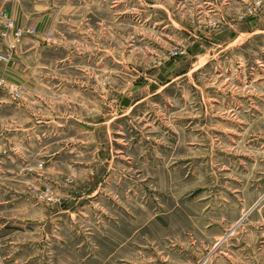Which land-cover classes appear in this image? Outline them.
<instances>
[{"label": "rangeland", "instance_id": "obj_1", "mask_svg": "<svg viewBox=\"0 0 264 264\" xmlns=\"http://www.w3.org/2000/svg\"><path fill=\"white\" fill-rule=\"evenodd\" d=\"M74 3L43 2L58 24L42 31L12 18L30 31L20 40L0 10L2 34L13 37L0 70L25 38L42 36L51 48L28 64L66 67L56 75L72 84L88 72V145L79 149L74 126L78 153L67 160L88 166L60 181L66 195L43 184L28 191L41 211L69 198L66 209L90 218L64 220L58 237L68 245L46 256L264 264V0H105L99 12ZM0 90L24 97L3 75ZM96 187L102 199L80 200ZM47 189L55 204L38 196Z\"/></svg>", "mask_w": 264, "mask_h": 264}, {"label": "crops", "instance_id": "obj_2", "mask_svg": "<svg viewBox=\"0 0 264 264\" xmlns=\"http://www.w3.org/2000/svg\"><path fill=\"white\" fill-rule=\"evenodd\" d=\"M45 1L12 0L7 5L2 2L0 10L5 8L19 26L42 31L58 24L55 12L42 4ZM65 1L70 6L68 9L76 8L75 0ZM81 5L89 11L105 10V0H81ZM114 5L115 2L109 8L114 10ZM2 30L0 22V50L7 51L13 37L3 36ZM50 48L42 36L25 38L15 51L13 62L0 70V75L24 88L21 101L0 90V264H89L83 259L58 258L56 253L54 257L46 256V252H56L59 249L56 244L68 245L66 240L58 237L62 234L64 220H88L90 214L82 208L66 209L71 203L69 198L65 209L41 211V205L28 191L43 184L59 188L66 195L69 189L60 181L72 177L78 170L81 173L88 166L83 167L82 162H67L78 153L73 144L74 126L79 132L75 137L80 143L79 149L83 144L85 148L88 145V72L81 70L84 77L77 81L78 84H72L56 75L65 73L66 67L28 64V59L41 58V54ZM95 89L99 90L98 87ZM73 90L80 92L75 98L71 96ZM98 188L92 193L85 192L80 200L87 197L86 204H89L102 199ZM84 247L85 243L80 242L77 248L84 250Z\"/></svg>", "mask_w": 264, "mask_h": 264}, {"label": "built area", "instance_id": "obj_3", "mask_svg": "<svg viewBox=\"0 0 264 264\" xmlns=\"http://www.w3.org/2000/svg\"><path fill=\"white\" fill-rule=\"evenodd\" d=\"M2 17L3 20L5 22V30L6 32H11V34L14 36L15 40H20L22 38H24L27 35H30V31H28V33H26V31H24L23 28H20L17 23L15 22L14 19H12V17H10L9 14H7L6 12L2 13ZM185 52H176V53H172V56L176 57V56H182L184 55ZM7 62L8 59L2 55L0 53V62ZM38 196L40 197V199H42L43 201L47 202L48 204L52 205L55 204L56 200L54 198L53 193L51 192L50 189L45 190L41 195L38 194Z\"/></svg>", "mask_w": 264, "mask_h": 264}]
</instances>
